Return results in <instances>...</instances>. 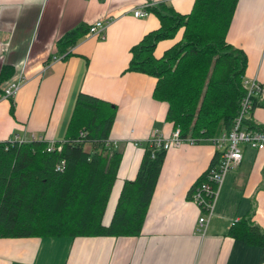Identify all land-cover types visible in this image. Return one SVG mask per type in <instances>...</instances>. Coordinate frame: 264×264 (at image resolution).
Masks as SVG:
<instances>
[{
	"label": "crops",
	"instance_id": "obj_1",
	"mask_svg": "<svg viewBox=\"0 0 264 264\" xmlns=\"http://www.w3.org/2000/svg\"><path fill=\"white\" fill-rule=\"evenodd\" d=\"M149 1L160 0H0V65L25 74L11 111L10 100L0 97V140L63 139L78 91L114 106L107 138L121 155L102 224L111 217L123 180L135 176L142 142L152 130L166 137L173 128L165 119L166 102L152 97L155 77L124 70L129 47L159 24L151 11L141 17L131 12ZM165 1L179 12L193 2ZM96 19L105 21L103 38L83 33L63 55L58 39ZM181 29L157 40L152 54L160 56ZM225 40L244 51L243 76L259 82L256 96L264 100V0H236ZM247 117L264 125V104L249 109ZM214 150L207 141L165 149L138 233L0 236V264H264L258 244L227 234L230 222L246 215L264 230V147L241 145V159L225 172L200 232L202 210L187 192Z\"/></svg>",
	"mask_w": 264,
	"mask_h": 264
},
{
	"label": "trees",
	"instance_id": "obj_2",
	"mask_svg": "<svg viewBox=\"0 0 264 264\" xmlns=\"http://www.w3.org/2000/svg\"><path fill=\"white\" fill-rule=\"evenodd\" d=\"M146 3L159 24L129 47L124 70L155 77L152 97L166 102L165 119L179 128L181 137L205 141L227 130L246 90L242 82L245 53L225 40L236 0H193L187 12L175 10L165 0ZM86 27L79 23L58 39L63 55L70 53L69 47ZM180 27L179 39L154 56L156 41L172 37ZM13 70L1 64L0 81ZM257 93L250 97V109L264 104ZM8 99L11 111L12 97ZM113 111L112 103L78 91L65 136L54 141L59 149L46 150L43 138L0 140V236L139 232L165 150L142 142L135 176L123 180L111 217L102 224L121 155L107 138ZM243 124L264 129L249 117ZM217 155L215 149L208 165ZM202 179L203 172L192 182L189 198ZM227 234L258 244L260 260H264V230L249 215L233 219Z\"/></svg>",
	"mask_w": 264,
	"mask_h": 264
},
{
	"label": "built area",
	"instance_id": "obj_3",
	"mask_svg": "<svg viewBox=\"0 0 264 264\" xmlns=\"http://www.w3.org/2000/svg\"><path fill=\"white\" fill-rule=\"evenodd\" d=\"M146 4L144 3L139 7H134L131 11L132 14L140 17L146 15L149 12L145 8ZM104 22L103 19L92 21L87 25L84 33L88 36L94 35L98 38H103ZM24 78V72L20 68L15 69L14 73L0 84V97H12ZM242 82L246 85V90L239 99V106L236 114L232 118L230 127L227 130L220 131L215 135L205 138V141L211 143L218 150V155L215 162L205 168L203 171V179L191 192L190 198L202 210V214L197 217L196 221L200 232H203L205 229L207 219L212 211L218 186L225 172L230 167L236 165L241 159V145L245 144L253 148L264 147V129L249 128L243 124V120L246 119L250 109V97L260 90L259 82L254 77L247 78L244 76H242ZM31 138L41 137L31 135ZM108 141L110 140L108 139ZM146 141L154 147H161L164 150L170 145L178 144L182 141L194 142L193 137H181L177 126L173 127L170 134L166 137L159 131L152 130ZM111 143L115 145V141H111ZM52 148L59 149V144H54L53 140L47 141L46 150Z\"/></svg>",
	"mask_w": 264,
	"mask_h": 264
}]
</instances>
